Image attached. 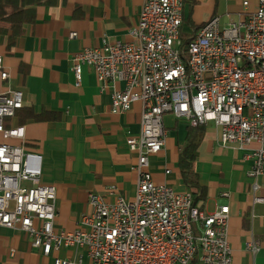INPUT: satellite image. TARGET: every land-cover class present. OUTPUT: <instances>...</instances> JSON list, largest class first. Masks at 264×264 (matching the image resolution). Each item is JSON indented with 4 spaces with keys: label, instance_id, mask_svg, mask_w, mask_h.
<instances>
[{
    "label": "built area",
    "instance_id": "obj_1",
    "mask_svg": "<svg viewBox=\"0 0 264 264\" xmlns=\"http://www.w3.org/2000/svg\"><path fill=\"white\" fill-rule=\"evenodd\" d=\"M184 6V0H145L131 39L105 38L72 57L78 83L87 65L102 91L114 87L113 112L142 104L140 132L127 138L137 157L135 197L89 193L92 210L75 230L56 227L57 187L41 182L42 155L27 147L25 125L15 123L24 91L0 92V227L26 233L44 255L68 248L87 255L55 257L54 264H233L229 205L195 206L191 192L154 179L151 157L165 147L164 116L172 113L192 126L213 123L222 144L249 148V176L264 174V0L226 23L211 17L189 42L187 58ZM9 76L0 55V77ZM259 188L255 182L254 203L264 202ZM247 247L256 252L259 241Z\"/></svg>",
    "mask_w": 264,
    "mask_h": 264
},
{
    "label": "crops",
    "instance_id": "obj_2",
    "mask_svg": "<svg viewBox=\"0 0 264 264\" xmlns=\"http://www.w3.org/2000/svg\"><path fill=\"white\" fill-rule=\"evenodd\" d=\"M244 1H248L247 6ZM258 0H196L185 3L182 31L192 34L214 15L223 22L241 17L256 8ZM145 0H59L52 6H39L33 24L8 50L0 40L3 67L10 76L0 77V92L11 88L24 91V107L35 112L56 111L59 118L37 121L20 118L25 125L26 143L30 150L42 155L41 182L57 187V219L59 230H75L81 217L92 210L89 193L97 192L108 199L135 197L139 175L134 165L136 153L127 144L130 134L141 129L142 104L137 101L126 112L111 110L114 87L103 91L95 70L83 66L78 83L73 71V55L86 47L103 45L105 38L131 39L129 30L138 22ZM76 31L78 36L71 38ZM117 82L116 87H123ZM21 110V109H20ZM168 132L164 149L151 157V171L159 183L183 190L179 149L184 144L188 123L172 113L164 116ZM220 129L207 125L199 147L196 169L207 188L203 209L213 211L221 204L230 207L229 240L233 264H264V202L254 203L253 185L264 197V174L249 176V148L235 143L222 144ZM169 169L170 173H166ZM227 193V195L225 194ZM250 240L259 241L254 252L247 247ZM87 260L84 249L71 248L44 255L33 247L26 233L0 227V264H54L55 257H79Z\"/></svg>",
    "mask_w": 264,
    "mask_h": 264
},
{
    "label": "trees",
    "instance_id": "obj_3",
    "mask_svg": "<svg viewBox=\"0 0 264 264\" xmlns=\"http://www.w3.org/2000/svg\"><path fill=\"white\" fill-rule=\"evenodd\" d=\"M59 0H0V40H5L8 50H11L19 37L26 32V25L33 24L37 18L39 6H52ZM185 3L193 5L196 0H184ZM201 27H196L192 34L181 30L182 49L185 58L188 57V45L196 32ZM182 29V28H181ZM20 118H32L37 121H49L59 118L56 111L43 109L35 112L31 107H23ZM207 125H188L186 140L179 149L178 166L181 172L182 182L185 190L193 194L194 204L203 209L204 201L207 199V188L200 181L196 169V161L199 156V147L205 137Z\"/></svg>",
    "mask_w": 264,
    "mask_h": 264
},
{
    "label": "rangeland",
    "instance_id": "obj_4",
    "mask_svg": "<svg viewBox=\"0 0 264 264\" xmlns=\"http://www.w3.org/2000/svg\"><path fill=\"white\" fill-rule=\"evenodd\" d=\"M179 120H180V122H181V121H184V120H182V119H179Z\"/></svg>",
    "mask_w": 264,
    "mask_h": 264
}]
</instances>
